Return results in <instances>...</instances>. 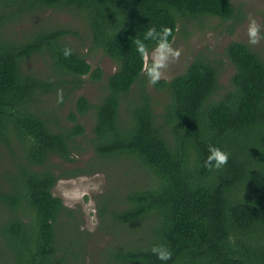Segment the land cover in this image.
I'll list each match as a JSON object with an SVG mask.
<instances>
[{
  "label": "trees",
  "instance_id": "16d2710c",
  "mask_svg": "<svg viewBox=\"0 0 264 264\" xmlns=\"http://www.w3.org/2000/svg\"><path fill=\"white\" fill-rule=\"evenodd\" d=\"M44 7L84 14L93 46L117 64L99 102L82 95L72 100L70 127H62L57 108L44 101H57V89L70 100L84 77L100 82L104 73L65 43L64 31L22 39L7 34L14 20ZM235 14L230 0H0V145L13 156L1 175L7 182L0 185V264L79 261L57 236L62 214L65 224L78 220L53 189L61 177L89 172L56 175L48 161L57 155L72 162L82 151L80 117L90 112L93 162L131 159L147 180L129 190L112 215L129 226L149 220L152 231L137 245L125 244L113 256L116 263L165 264L150 251L162 244L172 252L166 264H264V60L232 41L225 49L234 68L227 89L219 80L223 62L196 57L183 73L154 86L163 94L161 111L143 84L131 96L144 80L132 41L147 27L169 26L175 36L179 17L227 21ZM65 46L73 50L69 58L62 55ZM35 54L49 57L50 73L26 67ZM210 144L229 153L220 170L203 167ZM97 208L103 222L107 207Z\"/></svg>",
  "mask_w": 264,
  "mask_h": 264
},
{
  "label": "rangeland",
  "instance_id": "374dc122",
  "mask_svg": "<svg viewBox=\"0 0 264 264\" xmlns=\"http://www.w3.org/2000/svg\"><path fill=\"white\" fill-rule=\"evenodd\" d=\"M236 10L235 18L223 21L217 17L202 16L199 18L179 17L175 42L173 46L181 49L179 60L173 63L167 70L164 79L170 80L183 73L196 57H203L208 61L218 60L223 62V70L220 76V84L223 90L230 86L233 66L227 61L225 49L232 41L246 43L247 17L253 15L264 31V0H230ZM61 30L65 34L63 39L80 54L86 57L92 69L99 67L103 70V80L90 81L84 77V84L80 90L71 96L70 100L59 105L55 98L50 97L45 105L51 103L57 109V116L62 127H70L72 123L67 118L69 111L74 107L73 99L82 95L91 103L100 101L105 93L106 78L112 75L117 64L100 48L92 44V34L89 22L81 12L71 8H36L29 13L14 20L7 28V34L13 33L17 38L23 35L33 34L39 31ZM264 60V40L255 47L250 46ZM50 59L47 55L35 54L26 62V67L38 74L50 73ZM144 79V80H143ZM143 82L137 83L131 96L137 95L142 87L146 88L158 103L155 102L156 111H161L163 94L155 87L149 86L147 79L142 75ZM45 109V107H44ZM80 123L85 127V136L78 139L82 151L74 152L72 162L65 161L62 157L53 155L49 158L48 165L56 175L68 174L78 169H85L89 173L78 174L76 177L64 176L59 179L53 189L55 196L60 197L64 205L74 210L78 222L68 220L67 213L60 216L61 227L58 230L60 242L66 243L63 247H69L79 261H71L68 264H118L113 256L123 250L125 244L137 245L152 231V222L143 221L139 225L118 224L112 213L118 208V203L136 185H141L145 178V171L131 159L111 158L100 159L89 147L88 139L92 136L94 114L80 117ZM93 162L95 171L90 169ZM13 163L11 151L0 145V185L7 182L2 178L3 172L10 169ZM88 198L87 200L85 198ZM107 207L100 220L98 204ZM1 208V206H0ZM103 223V224H102ZM79 227V230H77ZM109 228L107 231L106 229Z\"/></svg>",
  "mask_w": 264,
  "mask_h": 264
},
{
  "label": "clouds",
  "instance_id": "9594fccd",
  "mask_svg": "<svg viewBox=\"0 0 264 264\" xmlns=\"http://www.w3.org/2000/svg\"><path fill=\"white\" fill-rule=\"evenodd\" d=\"M246 35L248 44L252 47L260 44L264 40V31L257 19L249 14L247 17ZM175 36L173 29L169 26H161L159 30L155 25L147 27L142 37H135L132 43L141 59V74L147 79L149 86H156L165 78L169 67L177 62L181 56V49L173 46ZM73 50L65 46L62 55L65 58L71 57ZM63 89H57V103H63ZM208 155L203 162V167L212 170H220L227 165L229 153L218 146L208 145ZM151 253L162 262L169 261L172 258L171 250L162 244L154 245Z\"/></svg>",
  "mask_w": 264,
  "mask_h": 264
}]
</instances>
